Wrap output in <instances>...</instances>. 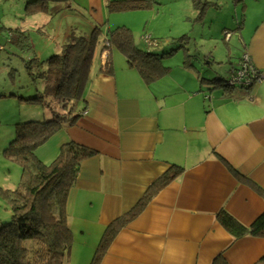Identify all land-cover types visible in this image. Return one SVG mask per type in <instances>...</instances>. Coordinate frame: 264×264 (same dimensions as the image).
<instances>
[{
	"label": "crops",
	"instance_id": "0c3cea01",
	"mask_svg": "<svg viewBox=\"0 0 264 264\" xmlns=\"http://www.w3.org/2000/svg\"><path fill=\"white\" fill-rule=\"evenodd\" d=\"M237 2L219 62L207 52L178 68L175 39H149L129 60L135 51L120 49L114 35L111 49L93 57L79 105L85 110L40 147L55 140L54 157L72 142L93 154L67 198L73 245L65 264H256L264 257V238L233 240L216 219L226 212L248 227L264 212L255 189L264 192V0ZM245 55L260 81L229 86ZM174 167L181 172L173 180L153 186ZM139 202L141 211L127 217Z\"/></svg>",
	"mask_w": 264,
	"mask_h": 264
},
{
	"label": "trees",
	"instance_id": "16d2710c",
	"mask_svg": "<svg viewBox=\"0 0 264 264\" xmlns=\"http://www.w3.org/2000/svg\"><path fill=\"white\" fill-rule=\"evenodd\" d=\"M55 1L58 0H28L27 6H32L26 11L44 9ZM155 3V0H112L106 7L111 12H123L147 9ZM94 33L89 39L83 36L67 38L58 54L42 60L32 49L26 31L21 28L5 29L0 25V52L10 56L28 52L24 60L25 70L30 72L28 75L33 80H40L44 85L43 94H50L52 110L51 120L16 125L14 139L3 151L5 158L19 165L20 178L14 190L0 192L11 213L9 222L0 226V264H65L69 255L73 239L67 223V198L75 186L80 164L93 154L82 146L67 142L60 146L56 158L46 164L37 157L36 150L62 125L75 124L85 110L79 105L85 102L83 91L95 49L97 33ZM116 35L112 38L120 49L135 51L128 55L129 60L141 53L136 47H131L128 34L124 35V39L116 38ZM111 42L103 45V49H109ZM144 56L149 59L156 57L146 53ZM33 68L37 70L35 74L31 73ZM12 72L9 75L14 80ZM39 94L37 91L34 98L19 97V100L46 106L44 97ZM174 168L172 176H161L153 186L159 187L173 180L181 172L180 168ZM255 189L264 198V192ZM141 203L127 217L133 218L138 214ZM216 219L233 240L244 236L264 238V212L248 227L226 212L219 213ZM124 223L123 218L113 222L105 230L99 247L105 246L115 230ZM217 263L226 264L224 261H216L214 264ZM92 264H96V260ZM256 264H264V257Z\"/></svg>",
	"mask_w": 264,
	"mask_h": 264
},
{
	"label": "rangeland",
	"instance_id": "374dc122",
	"mask_svg": "<svg viewBox=\"0 0 264 264\" xmlns=\"http://www.w3.org/2000/svg\"><path fill=\"white\" fill-rule=\"evenodd\" d=\"M109 1L112 0H58L44 9L26 11L32 6H27L28 0H0V25L5 29L26 31L32 49L42 60L58 54L65 38L83 36L89 39L94 31L97 33L94 49L97 55L93 54L94 59L99 58L102 46L108 45L110 36L115 33L116 38L122 39L128 34L132 47L144 46L147 39L161 45L175 39L182 48L178 50L179 55L172 58L174 64L183 70L182 67L188 66V59L200 61L207 52L213 54L216 62L220 61L221 47H224L222 35L229 42L228 37L233 35L235 25L231 12L236 6L239 10L241 7L236 0H155L157 3L147 9L111 12L106 7ZM222 24L228 25V29L223 30ZM232 39L229 44L236 50V39L234 36ZM16 54L10 56L0 52V96H5L0 98V192L14 190L19 184V165L5 158L3 153L14 139L16 125L52 119L50 94L44 96V85L40 80H33L28 75L30 72L25 70L24 60L28 52ZM11 72L14 80L9 75ZM36 72L34 68L31 71L32 74ZM37 91L44 97L46 106L19 100V97L34 98ZM39 148L36 150L38 157H46H40L45 163L49 164L56 158L55 155L51 157L56 151L55 140ZM47 152L50 153L46 155ZM10 217V210L0 194V226L8 223Z\"/></svg>",
	"mask_w": 264,
	"mask_h": 264
},
{
	"label": "built area",
	"instance_id": "2783aa9c",
	"mask_svg": "<svg viewBox=\"0 0 264 264\" xmlns=\"http://www.w3.org/2000/svg\"><path fill=\"white\" fill-rule=\"evenodd\" d=\"M260 79V74L254 69L248 57L245 55L241 57L238 68L233 72V76L229 79L228 85L235 86L241 84L244 86H251L256 82H259Z\"/></svg>",
	"mask_w": 264,
	"mask_h": 264
}]
</instances>
